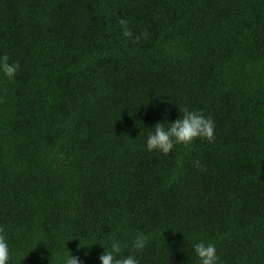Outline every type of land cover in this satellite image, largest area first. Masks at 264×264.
Masks as SVG:
<instances>
[{
	"label": "trees",
	"instance_id": "1",
	"mask_svg": "<svg viewBox=\"0 0 264 264\" xmlns=\"http://www.w3.org/2000/svg\"><path fill=\"white\" fill-rule=\"evenodd\" d=\"M5 54L20 65L0 75L9 264H99L137 233L140 264H196L200 241L264 264V0H0ZM177 106L211 118L213 141L146 151Z\"/></svg>",
	"mask_w": 264,
	"mask_h": 264
},
{
	"label": "clouds",
	"instance_id": "2",
	"mask_svg": "<svg viewBox=\"0 0 264 264\" xmlns=\"http://www.w3.org/2000/svg\"><path fill=\"white\" fill-rule=\"evenodd\" d=\"M121 36L133 38V32L128 27V21H119ZM141 35H144L143 33ZM141 36L134 39L139 41ZM20 65L9 62V57L0 55V75L12 80ZM178 118L169 122L167 119L157 122L148 131L145 139V150L148 152H159L162 155H169L175 146H190L196 140H206L212 142L215 134L214 121L206 117L202 112L190 110L188 107H178ZM195 167H200V162L194 161ZM147 244V237L143 233H137L131 240V246L127 255L122 253V244L119 240H112L107 248L101 246L104 251L98 257L99 264H140L138 253L143 251ZM123 247H128L123 245ZM68 252V251H67ZM192 252L196 258V264H222L217 255L216 247L213 243L203 241L192 245ZM10 248L9 242L4 235V230L0 228V264H9ZM63 264H82L78 256H73L68 252L63 258Z\"/></svg>",
	"mask_w": 264,
	"mask_h": 264
}]
</instances>
